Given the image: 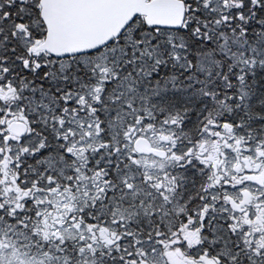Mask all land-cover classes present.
Listing matches in <instances>:
<instances>
[{
	"label": "snow or ice",
	"instance_id": "obj_1",
	"mask_svg": "<svg viewBox=\"0 0 264 264\" xmlns=\"http://www.w3.org/2000/svg\"><path fill=\"white\" fill-rule=\"evenodd\" d=\"M0 264H264V0H0Z\"/></svg>",
	"mask_w": 264,
	"mask_h": 264
}]
</instances>
